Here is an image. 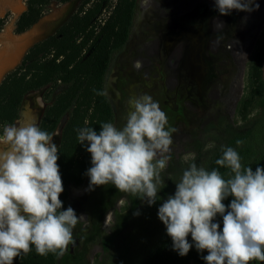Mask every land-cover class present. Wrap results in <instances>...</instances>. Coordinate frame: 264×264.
Returning <instances> with one entry per match:
<instances>
[{
	"label": "clouds",
	"instance_id": "1",
	"mask_svg": "<svg viewBox=\"0 0 264 264\" xmlns=\"http://www.w3.org/2000/svg\"><path fill=\"white\" fill-rule=\"evenodd\" d=\"M221 15L232 10L251 12L255 0H215ZM139 69V63L134 64ZM103 95V93H98ZM126 123L117 128L103 123L77 129L78 141L87 142L92 166L87 169V190L112 184L121 192L137 195L148 205L157 200L164 181L174 128L151 95L130 97ZM56 133L42 131L34 122L5 126L0 135V264L28 254L61 257L74 242L73 230L80 218L69 206L62 210L64 191L59 171ZM241 143L237 141V144ZM158 154L162 158L157 159ZM216 164L230 169L225 179L215 169L207 171L192 163L183 171L175 192L159 206L157 216L165 225L172 248L185 256L193 247L206 264H249L264 261V167H244L238 152L227 147ZM233 197L230 204L225 198ZM136 215L139 212L134 213ZM222 216L223 227L214 222ZM191 235L193 243L187 237Z\"/></svg>",
	"mask_w": 264,
	"mask_h": 264
},
{
	"label": "rangeland",
	"instance_id": "2",
	"mask_svg": "<svg viewBox=\"0 0 264 264\" xmlns=\"http://www.w3.org/2000/svg\"><path fill=\"white\" fill-rule=\"evenodd\" d=\"M79 1L80 0H70L66 3L51 2L47 7L46 13L33 25V27L27 29L28 33L26 34H28V40L31 36H34L29 45L53 33V31L76 9ZM199 1L206 2V8L205 6L199 5ZM199 1L197 4L194 2L186 5L187 7L185 6V8H187L186 10H188L187 12H189L187 16L183 15V13L185 14L186 12L182 9H178L180 10L178 14L183 17L182 20L178 19L179 21L174 24L169 23L170 25L168 24L166 28H188L190 24L194 27L197 23L194 21L196 18L195 16L199 17L202 20L203 28H205V23L206 28L214 27V29H212L213 32L209 33V40L211 37L214 39L211 38L212 40L207 44V49L211 55H214L216 58L218 66H221V64H219L221 58L226 57L228 59L226 64L224 62V65L222 64L226 77L230 75V72L233 71L235 67H238V72H242V76L239 80V85H237L234 98H231L233 101L231 99L227 101L226 96L222 97L224 99L221 98L222 104L220 106L225 108L222 109L220 116L215 115L214 117H210L207 114L209 110L213 109V105L216 104L215 101L217 97L213 96L210 98L209 106H205L203 112L200 110L198 114L186 116L190 119V122L183 126V134L177 136L176 138L178 139L172 137V144L170 145L172 150L170 154H167L171 156V159L168 161L166 168L160 172L161 179L164 181L165 185L157 193V201H159L160 204H162L168 196L174 194L176 183L180 181L183 171L192 163H195L197 167L204 168L213 152L225 146L235 149L237 145L241 144H237V141L245 142L248 140L252 142L254 144L253 150L256 151L264 147V98L253 99L247 111L243 113L240 112V103L242 99L248 97L250 93L251 86L248 76L250 57L256 49L261 33L264 31V24L259 28L258 34L251 44L249 43V34L252 32L253 25L247 23L243 25L239 19H242L243 15L244 18L250 17L249 15L252 12H257V9L251 11V13L232 10L229 15H221L215 8V0ZM263 1L264 0H257L256 3L261 4ZM150 2V0H136L132 30L130 31L131 34L123 49L114 55L108 71L110 72L109 78L110 76L113 77L114 81L111 89L106 86L105 90L106 92L108 91L107 94L110 99L114 98V103L112 102L114 105V121L112 124L117 128H122L125 125L127 112L129 111L127 101L130 97L127 85L129 84L130 87V83H132V68L127 65L125 60L126 58L131 59V61L135 63L137 60H132L134 57H131L133 49H136V46L140 42L143 43L148 41L150 37L149 35L151 33L148 29L150 23L146 26L144 16L140 14L142 13L141 4L143 3L147 6V4L150 5ZM178 4L179 1L172 0L166 15L170 17L175 15L174 9L177 8ZM17 15L18 13H16V16L9 13H0V18L4 17V25L0 33L6 34L10 40L24 38L26 35L22 37V33L14 32V19ZM9 22L11 23L10 27H8ZM228 22L230 23L229 27H231V24L235 23L236 29L227 28L229 31L225 33V31L223 32L225 28H218L222 24L226 25ZM6 28L11 29L6 33L4 31ZM173 32L168 34L172 35ZM232 34L238 37L236 39H238L239 42L244 40V46L240 50L232 51V55L234 54L233 56L225 52V47L227 45L230 46L228 42L232 41ZM11 47L12 43L8 41L0 44V48H8V51H10ZM24 53L25 49H22L12 66L10 65L9 68L1 72L0 78L7 71L19 64ZM147 53L146 50L145 52L143 51V55H147ZM170 63H172L171 60ZM261 72L262 80L264 81V62L261 65ZM234 88L235 87H233V89ZM148 92V90H145L139 95H150ZM44 93L45 89H42L26 96L25 103L21 105V107L23 106L25 108L26 112L24 113L22 111L15 122L5 126L19 127L22 122H24L25 118L31 115L36 117L37 109H42L47 103L42 98ZM37 98H39L40 101ZM35 99H37V101ZM168 104L170 103L168 102ZM66 118L67 115L62 117V124L65 122ZM177 118L178 116L176 115L175 119ZM4 127L0 126V135L3 134ZM69 206L75 210L78 216L83 214L84 217L80 218L73 230L74 242L69 244L68 251L65 252L63 256L58 257L57 264H138V262L155 246L165 227L157 216L159 207L155 208L152 205H148L146 201H142L137 195H133L132 193L121 192L112 184L94 186L93 189L88 190V192L74 199L71 203L68 204L66 202L65 209ZM137 212H139L138 215L134 214ZM106 216L109 217L108 221L105 223L104 218ZM249 264H264V261L252 260Z\"/></svg>",
	"mask_w": 264,
	"mask_h": 264
},
{
	"label": "trees",
	"instance_id": "3",
	"mask_svg": "<svg viewBox=\"0 0 264 264\" xmlns=\"http://www.w3.org/2000/svg\"><path fill=\"white\" fill-rule=\"evenodd\" d=\"M66 3L70 0H26V8L15 21V33H22L35 24L47 11L51 2ZM136 0H80L76 9L43 39L33 43L22 56L20 64L0 81V126L11 125L19 115L24 96L31 91L45 88L43 99L46 106L38 123L42 131L53 133L64 115L67 118L61 128L58 144L59 171L64 191L60 194L65 209L68 187L83 183L91 163L86 151L87 142L79 143L77 129L92 127L99 132L103 123L114 121L113 106L104 91L105 76L110 63L126 43L132 28ZM4 18V17H3ZM0 18V30L4 19ZM264 62V31L248 65L250 79L249 96L242 99L240 112L251 106L252 100L264 98V81L261 65ZM98 93H103L100 95ZM227 146L210 156L204 169L217 170L225 179L230 178V169L216 164ZM248 140L237 145L235 150L244 167H264V147L253 150ZM233 197L225 198L230 204ZM161 204L156 200L152 206ZM214 222L222 229V216L217 214ZM193 243L191 235L187 237ZM193 244L187 255L180 256L172 248V240L161 232L157 243L138 264H206ZM58 257L49 253L41 256L35 247L28 254L14 258L13 264H57Z\"/></svg>",
	"mask_w": 264,
	"mask_h": 264
},
{
	"label": "bare ground",
	"instance_id": "4",
	"mask_svg": "<svg viewBox=\"0 0 264 264\" xmlns=\"http://www.w3.org/2000/svg\"><path fill=\"white\" fill-rule=\"evenodd\" d=\"M145 1H147V0H145ZM150 1H151L150 5L147 4V6H146L143 3L141 4L142 13H140V14H141V16H144L146 26L148 23H150L148 28H152V30H155V31H152L153 33H155L156 31H160V30L162 31L163 29H166V27H168L169 23L174 24V23H177L179 21L178 19L182 20L183 17H181L180 14H178V11H180L178 9H182L184 12H186L185 14L183 13V15L187 16L189 12H187L188 10H186L187 8H185V6L190 4V3H194V2H196V4H197L199 0H176L177 2L179 1V4H178L177 8L174 9L175 15H172L171 17L167 16L166 14L168 12V9L171 6L170 4H171L172 0H150ZM199 2H200L199 5H202L203 7L205 6V8H206V4H207L206 2H203V1H199ZM255 2H257V0H255ZM182 10H181V12H182ZM16 13L17 12H14L12 15L16 16ZM244 13H247V12H244ZM249 16L250 17L244 18V15H243V18L242 19L240 18L239 21L243 25L246 23L253 25L252 26V28H253L252 32H250V34H249L250 35V42L249 43L252 44L256 35L258 34L259 28H261L262 25L264 24V1L261 4H259V8L257 9V12H252ZM207 18H209V17H207ZM10 21H11V19H10ZM222 22H223V20H222ZM229 24H230L229 22L226 25L222 24L218 28H225L223 30V32L225 31V33H227V31H229V30H227V28L228 29L235 28V23L231 24V27H229ZM10 26H11V23L9 22L8 27H10ZM10 29L11 28H6V29H4V31L7 33L8 31H10ZM175 29H177V28L168 29V31L166 33L173 32ZM230 31H232V30H230ZM149 32L151 33V31H149ZM232 36H233L232 41L228 42V43H230V46L227 45L225 47V52L227 54H231V56L234 55V54L232 55V51L240 50L244 46V40H241V42H239L238 39H236L238 37L235 34H232ZM164 37H166V36H164ZM22 39L24 40V42H22ZM221 39H223V38H221ZM27 41H28V34H26L24 36V38H20L19 40L14 41V44L10 48V52L8 53L7 57L2 58L0 60V74L3 70L6 69V67H9L10 65H12L15 62L16 58L20 54V51H22V47L24 46V44ZM240 44H242V45H240ZM175 51H176V49H175ZM177 51H178V49H177ZM174 54H175V52H174ZM131 57H134V59L132 58V60H137V61L135 63H133V61H131V59H127V58L125 61L127 63V65L129 64L132 68L131 77H132V81H133L132 83L133 84L129 88L127 87L129 90V97L139 96V94L142 93V91L148 90L149 91L148 93H150V95L152 96V98L155 102H158L159 107L161 108L162 111L165 112V114L168 118V123L165 126L166 130L170 129V128L175 129V132L171 133V137H173V138H176L177 136L183 134V132H182L183 126L186 123L188 124L190 122V119H188L186 116L198 114V113H200V110H201V112H203V109L205 108V106H207V105L209 106L210 98L213 96L217 97V100L215 101L217 105L214 104L216 106L213 105V109L209 110L207 112V114L210 117H214L215 115L220 116L222 109L225 108L223 106H220L222 104V99H224L222 97L226 96L227 101H228V99L230 100L231 98H234V94L236 93V90H237L236 89L237 85H239V80L241 79V76H242V72H238V67H235V69L230 72V75L226 77V80L224 82H222L223 84H222V87L219 88V94L214 89V83L209 84L207 86L208 89L204 93L196 94V93H194V89H193L194 87H192V86L190 87L189 85H188L189 87H186L188 84L189 77L187 76L188 74H186L184 72V69L179 67L178 59L171 60L172 63H170V62L165 63V68L162 65L157 66V68H155V67L150 68V66H148V63H146V61L143 60L140 53L135 52L134 55ZM226 61H228V59L226 57L221 58V60L219 61V64H221V66H218V69L215 70V72H214V74L217 77H219L220 79H222V77L226 76L225 70L222 68V64L223 65H224V63L226 64ZM136 63H139L141 65V67L139 69L134 67V64H136ZM169 67L172 69V71H170L171 73H170L169 79H168L166 77L168 75L167 70L169 69ZM164 69L166 71L163 74ZM113 81H114L113 77L110 76L109 79L107 78L106 86L109 89H111ZM233 87H235V88L233 89ZM37 99L39 100V98H37ZM37 99H35V100L37 101ZM111 100L114 103V101H113L114 98H111ZM168 102L170 104H168ZM176 115L178 116L177 119H175ZM27 118L29 120L25 121L20 126L36 122V117L34 115H31ZM204 120H206V119H204ZM176 139H178V138H176ZM0 146H1L0 147L1 150H3L4 145H0ZM171 150L172 149L170 148V153H171ZM170 153H165L162 155H167ZM161 157L162 156L160 154H158L157 159H159ZM88 185H89V177H87L86 182L82 185L70 186V191H69L67 203L68 204L71 203L74 199H76V198L80 197L82 194L88 192V190H87ZM81 215H83V214H81ZM83 217H81V218H83ZM108 217L109 216H106L104 218L105 223L108 221Z\"/></svg>",
	"mask_w": 264,
	"mask_h": 264
},
{
	"label": "flooded vegetation",
	"instance_id": "5",
	"mask_svg": "<svg viewBox=\"0 0 264 264\" xmlns=\"http://www.w3.org/2000/svg\"><path fill=\"white\" fill-rule=\"evenodd\" d=\"M195 17L196 18L194 19V21H196L197 23L194 25V27L190 24V26L188 28H177L178 30L175 29L174 30L175 32H173L172 35L166 33L168 31V29H172V28H166V29H163L162 31L161 30L156 31L155 33L152 32L155 30H152V28H148L149 31H151V34L149 35L150 37H149L148 41L143 42V43L140 42L136 46V49H133V51H132L133 54L131 53L132 54L131 56H133L135 52L140 53L141 57L143 58L144 61H146V63H148V66H150V68H152V67L157 68V66H161V65L164 66V68H165V63H167L168 61L170 62V60L178 59L179 67L184 69V72L186 74H188L187 76L189 77L188 84L186 87H189V86L194 87L193 88L194 93L199 94V93H204L208 89L207 86L209 84L214 83V89L219 94V88L222 87V84H223L222 82H224L226 80V78L222 77V79H220L219 77H217L214 74L215 70L218 69V64H217V61H216V58L214 57V55L212 56L211 53L207 49L208 42L211 41L212 39H214L211 37L212 39L209 40V33L213 32L212 29H214V28H206V23H205V28H203L202 20L197 16H195ZM1 30H0V32H1ZM131 30H132V28H131ZM164 36H166V37H164ZM127 41H128V39H127ZM125 44H124V46H125ZM143 46H145V47H143ZM175 49H176V51H175ZM177 49H178V51H177ZM145 50L148 51V53H147L148 55H145V54L143 55V51H145ZM174 52H175V54H174ZM21 60H22V57L19 61V64H20ZM110 65H111V63H110ZM17 66H15L14 68H16ZM128 66H130V65L128 64ZM109 68H110V66H109ZM108 71H109V69H108ZM108 71L106 73L105 83H104V91L106 94H107V92L105 90V87H106V83H107V78L109 79V75H107V74H110V72H108ZM165 71L166 70L164 69L163 74L165 73ZM170 71H172V69L169 67V69L167 70L168 75L166 77L168 79H169V75L171 73ZM131 72H132V69H131ZM7 73L8 72H6L4 74V76ZM114 84H115V82H114ZM132 84L133 83H130V86ZM127 87L129 88V84L127 85ZM42 89H45V88H41L38 90H42ZM107 96H108V98H109V100L113 106V110H114V105H113L108 94H107ZM21 105H22V102L20 104L19 114L22 113V111L24 113L26 112L25 108L23 106H22L23 107L22 108ZM45 106L42 109L41 108L37 109L38 112L36 111V121H37L36 125H38V123L40 121V118L43 114ZM59 123H61V120L59 121ZM55 130H54V132H55ZM6 149H7V146H4L3 150H6ZM90 165H91V163H90ZM89 168H90V166H89Z\"/></svg>",
	"mask_w": 264,
	"mask_h": 264
},
{
	"label": "crops",
	"instance_id": "6",
	"mask_svg": "<svg viewBox=\"0 0 264 264\" xmlns=\"http://www.w3.org/2000/svg\"><path fill=\"white\" fill-rule=\"evenodd\" d=\"M26 8V0H0V13H9V14H13L14 12H17L19 16V13H21V11H24V9ZM17 17L14 19V21H16ZM34 25V24H33ZM33 25L31 27H33ZM30 27V28H31ZM3 28V27H2ZM28 33L27 30L22 32V37ZM34 38V36H31V38L27 41V43L24 45V47L22 48L23 50H26L33 44H30V41ZM22 42H24V40L22 39ZM35 43V42H34ZM27 48V49H26ZM10 52V51H8ZM24 55V54H23ZM22 55V56H23Z\"/></svg>",
	"mask_w": 264,
	"mask_h": 264
},
{
	"label": "water",
	"instance_id": "7",
	"mask_svg": "<svg viewBox=\"0 0 264 264\" xmlns=\"http://www.w3.org/2000/svg\"><path fill=\"white\" fill-rule=\"evenodd\" d=\"M25 10V9H24ZM22 12V11H21ZM21 13H19V15H20ZM1 32H2V30H1ZM15 40H19V39H11L10 40V38L8 37V36H6V34H3V33H0V44L1 43H4V42H6V41H8V42H11L12 43V45L14 44V41ZM8 48L6 49V48H0V60L2 59V58H5V57H7V55H8ZM12 66V65H11ZM10 67V66H9ZM9 67H6V69L7 68H9ZM14 68V67H13ZM12 68V69H13ZM5 69V70H6ZM12 69H10V70H12ZM9 70V71H10ZM9 71H7V72H9ZM4 76V75H3ZM3 76H1V78H0V81H1V79L3 78ZM38 90H35V91H31V92H28L25 96H24V98H23V100H22V105L25 103V98H26V96H28L29 94H31V93H34V92H37ZM29 119L28 118H25V120H24V122L25 121H28ZM24 122H22V124L24 123ZM35 124H37V121H36V123ZM62 123H59L58 124V126H57V128H56V130H55V132L54 133H56L57 135H55L54 136V143L56 144V145H58V143H59V141H60V132H61V127H62ZM7 150V149H6ZM92 166V164L90 165V167ZM87 175L85 176V178H84V181H83V183L82 184H84L85 182H86V180H87ZM81 184V185H82ZM71 186H75V185H71ZM69 191H70V187L68 188V196H69Z\"/></svg>",
	"mask_w": 264,
	"mask_h": 264
}]
</instances>
